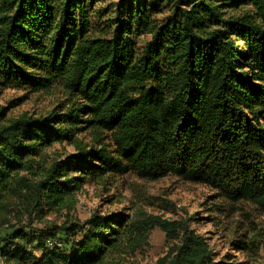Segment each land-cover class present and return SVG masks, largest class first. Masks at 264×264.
<instances>
[{
  "label": "trees",
  "instance_id": "1",
  "mask_svg": "<svg viewBox=\"0 0 264 264\" xmlns=\"http://www.w3.org/2000/svg\"><path fill=\"white\" fill-rule=\"evenodd\" d=\"M98 4L0 0V91L66 96L39 118L0 107V264H132L154 228L172 242L156 264H217L192 220L96 213L33 232L70 211L91 177L127 171L179 177L264 211V0ZM88 133L100 145L108 134L112 151L78 137ZM57 144L74 152L42 159Z\"/></svg>",
  "mask_w": 264,
  "mask_h": 264
},
{
  "label": "rangeland",
  "instance_id": "2",
  "mask_svg": "<svg viewBox=\"0 0 264 264\" xmlns=\"http://www.w3.org/2000/svg\"><path fill=\"white\" fill-rule=\"evenodd\" d=\"M120 0H99L98 7L115 8ZM104 19L109 12L105 11ZM159 16H157L158 18ZM164 18L160 16L159 19ZM150 36L139 39L142 47ZM66 96L62 89L54 87L49 92L28 93L24 90L0 91V107L9 109L8 118L23 114L39 118L47 116ZM80 139L95 148L105 147L112 151L113 144L108 134H103L101 145L89 133L79 134ZM74 148L57 144L43 151L42 159L52 162L65 160ZM70 211L47 214L45 220L34 223L33 232L63 227L64 224L84 223L96 213L102 215H127L139 219L144 215L161 217L169 221L192 220L190 226L203 236L217 264H264V211L247 201H230L202 184L190 183L175 176L158 181L139 179L133 172L109 173L103 178H90L72 198ZM32 230H26L30 233ZM0 229V240L4 237ZM78 230L72 235L80 239ZM4 236V237H3ZM172 242L158 228L151 230L148 246L131 259L132 264H156L163 258ZM3 247V245H1Z\"/></svg>",
  "mask_w": 264,
  "mask_h": 264
},
{
  "label": "built area",
  "instance_id": "3",
  "mask_svg": "<svg viewBox=\"0 0 264 264\" xmlns=\"http://www.w3.org/2000/svg\"><path fill=\"white\" fill-rule=\"evenodd\" d=\"M58 247V246H60L57 242H55V241H51V242H49V247H51V248H54V247Z\"/></svg>",
  "mask_w": 264,
  "mask_h": 264
}]
</instances>
